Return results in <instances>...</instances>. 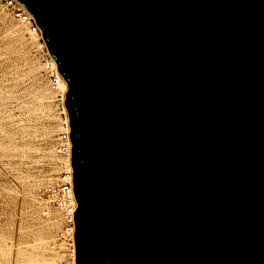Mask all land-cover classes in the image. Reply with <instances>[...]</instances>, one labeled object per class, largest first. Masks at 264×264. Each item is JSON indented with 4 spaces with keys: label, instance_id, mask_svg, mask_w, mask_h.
I'll list each match as a JSON object with an SVG mask.
<instances>
[{
    "label": "water",
    "instance_id": "1",
    "mask_svg": "<svg viewBox=\"0 0 264 264\" xmlns=\"http://www.w3.org/2000/svg\"><path fill=\"white\" fill-rule=\"evenodd\" d=\"M66 84L73 264H264V0H16Z\"/></svg>",
    "mask_w": 264,
    "mask_h": 264
},
{
    "label": "rangeland",
    "instance_id": "2",
    "mask_svg": "<svg viewBox=\"0 0 264 264\" xmlns=\"http://www.w3.org/2000/svg\"><path fill=\"white\" fill-rule=\"evenodd\" d=\"M6 32L0 27V264L29 258L49 264L42 244L52 227L36 216L30 180L36 150L46 149L50 131L33 97L35 77L22 46Z\"/></svg>",
    "mask_w": 264,
    "mask_h": 264
},
{
    "label": "built area",
    "instance_id": "3",
    "mask_svg": "<svg viewBox=\"0 0 264 264\" xmlns=\"http://www.w3.org/2000/svg\"><path fill=\"white\" fill-rule=\"evenodd\" d=\"M0 27L15 37L34 75V95L40 116L50 131L46 149L36 150L30 180V196L36 216L52 227L43 241L49 264H73L70 141L68 120L63 104L66 84L48 53L33 17L16 1L0 0ZM31 95V96H32ZM8 264L7 261L4 262Z\"/></svg>",
    "mask_w": 264,
    "mask_h": 264
},
{
    "label": "bare ground",
    "instance_id": "4",
    "mask_svg": "<svg viewBox=\"0 0 264 264\" xmlns=\"http://www.w3.org/2000/svg\"><path fill=\"white\" fill-rule=\"evenodd\" d=\"M20 255H22V254H20ZM23 256V255H22ZM36 259V258H35ZM34 259V260H35ZM44 260V259H43ZM25 261H27V260H25ZM36 261V260H35ZM38 261V260H37ZM40 261V260H39ZM33 262H32V258H29L28 259V261H27V263L25 262V264H32ZM43 263V262H42ZM46 263V262H45Z\"/></svg>",
    "mask_w": 264,
    "mask_h": 264
}]
</instances>
